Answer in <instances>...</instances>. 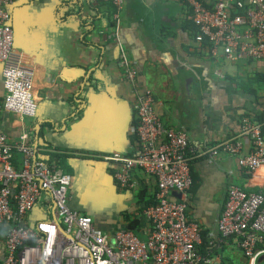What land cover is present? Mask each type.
I'll use <instances>...</instances> for the list:
<instances>
[{"label": "crops", "instance_id": "crops-1", "mask_svg": "<svg viewBox=\"0 0 264 264\" xmlns=\"http://www.w3.org/2000/svg\"><path fill=\"white\" fill-rule=\"evenodd\" d=\"M200 1L211 9L217 2ZM10 12L37 110L23 119L2 113L0 131L11 143L25 132L38 159L71 175L69 206L109 234L132 223L147 239L143 212L157 202L156 179L135 169L122 186L120 165L106 157L139 151L136 106L151 90L162 123L189 138L187 214L200 225L201 254L213 264H247L239 239L222 238L217 223L230 185L264 194V166L248 173L219 146L241 140L242 153L251 151L245 118L264 132V60L213 58L196 41L192 9L182 0H123L120 10L110 0H15ZM42 217L39 205L30 220Z\"/></svg>", "mask_w": 264, "mask_h": 264}, {"label": "built area", "instance_id": "built-area-1", "mask_svg": "<svg viewBox=\"0 0 264 264\" xmlns=\"http://www.w3.org/2000/svg\"><path fill=\"white\" fill-rule=\"evenodd\" d=\"M110 1L120 10L123 0ZM182 1L192 9L198 28L196 41L206 44L213 58L231 63L264 60V0H217L212 9L200 0ZM14 3L0 0V65L5 90L0 116L12 113L23 119L34 117L37 105L32 78L14 50L10 12ZM127 75L134 81L136 71ZM155 104L151 90L137 102L140 149L136 155L106 157L120 165L115 177L122 186L129 185V173L135 169L156 179L157 203L143 212L151 227L146 240L131 230L109 234L91 216L71 208V175L38 159L25 132L17 143H11L0 131V264H213L200 252V225L187 214L193 184L188 135L181 128L166 127ZM242 135L251 140L248 154L242 153L241 140L219 147L237 156L239 165L252 173L264 166L262 126L245 118ZM39 205L43 217L30 220ZM217 230L222 238L239 239L247 264H264V194L230 185Z\"/></svg>", "mask_w": 264, "mask_h": 264}, {"label": "trees", "instance_id": "trees-1", "mask_svg": "<svg viewBox=\"0 0 264 264\" xmlns=\"http://www.w3.org/2000/svg\"><path fill=\"white\" fill-rule=\"evenodd\" d=\"M263 134H264V132H263ZM15 161H16V165H17V167H18V166L20 165V161H19V157H18V155H17V158L15 159ZM156 203H157V202H156ZM156 203H155V204H156ZM155 204H154V205H155ZM128 228H129V230L133 228L132 223H131L130 226L128 225Z\"/></svg>", "mask_w": 264, "mask_h": 264}, {"label": "water", "instance_id": "water-1", "mask_svg": "<svg viewBox=\"0 0 264 264\" xmlns=\"http://www.w3.org/2000/svg\"><path fill=\"white\" fill-rule=\"evenodd\" d=\"M178 195H180V194L178 193ZM261 260H263V258H261Z\"/></svg>", "mask_w": 264, "mask_h": 264}]
</instances>
